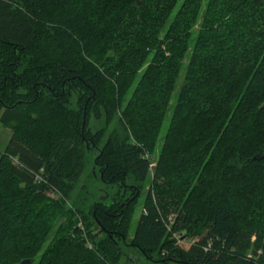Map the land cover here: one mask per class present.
<instances>
[{"label": "trees", "instance_id": "16d2710c", "mask_svg": "<svg viewBox=\"0 0 264 264\" xmlns=\"http://www.w3.org/2000/svg\"><path fill=\"white\" fill-rule=\"evenodd\" d=\"M0 124V264H264V0H0Z\"/></svg>", "mask_w": 264, "mask_h": 264}, {"label": "rangeland", "instance_id": "374dc122", "mask_svg": "<svg viewBox=\"0 0 264 264\" xmlns=\"http://www.w3.org/2000/svg\"><path fill=\"white\" fill-rule=\"evenodd\" d=\"M101 20L104 21L103 18H101ZM103 29L104 28H102V30ZM146 67L147 66H145V68ZM134 87L137 88V83L135 84ZM175 104H176V102L175 101H172V103L169 106V109H167V112L165 114L164 123H163V125L161 127L160 139H158V141H157L156 150L150 156V160L151 161H156L158 159V157H159V152H160V149H161V145L163 144V140L165 139V137L167 135V130L169 129V126H170V123H171V120H172V117H171L172 116V110L174 109ZM113 124H114V126H116L117 125L116 121ZM116 129L117 130H120L119 127H116ZM11 138H12V132L10 130L2 127L1 124H0V155L5 152L8 144L10 143ZM153 166H155V163H154ZM92 170H93V168H92V166H90L88 168V170L86 171V175L83 178L82 182L79 183V185L76 188L74 194L71 195L72 196L71 197V201H68V202L65 203L66 207L69 210H75L74 203L77 204V205L80 204V203H83V202H79V200H77V198L79 197L80 200H83V199L86 200L84 202L85 205H86V208H84V209H86V212L85 213L88 214V215H92V214H94V211H93V209H92V211H89L90 210L89 206L92 203H93V205L96 204V200L103 201L104 198L109 197L108 196L109 193L111 194V189L108 190V188H106L105 186H103L98 180H95V178L92 177V175H91L93 173ZM81 186H86V189L90 193V196L84 195V192H82L83 190L81 191V189H82ZM138 187H139V185L136 186V190H137L136 193H135V191H133V193H135V195H134L135 197L132 199V200H134V199L137 198V200H138L137 203H136V207H138L137 208V213H135V215L133 217V219H134L133 233H134V231L136 229V225H137L138 219L140 217V212L142 211V204H143L144 200L147 197V192L150 189L152 190V187H150V185H147L146 186V189L144 191L142 190V193H140V190H139ZM262 192H264V183H262L260 185L259 191L257 190V193H259V194H262ZM253 203L256 204L257 201L253 200L249 196H248V198L247 197H244L242 200H240L237 209H238V216L241 217V219L248 218V217L250 218V216H251V214H250V208H251V206H252ZM70 220L74 221V218L71 217V218H69V222H70ZM65 221L68 224V217L63 216V219L60 222L64 223ZM83 222H84V219L81 220V222H80L79 225H80V227L82 229L85 230V228H84L85 223H83ZM68 226H69V224H68ZM55 234H56V230H54V231L51 232L50 237H49L50 240L52 238H54ZM130 237H132V233H131V236ZM129 238H127V242H128V240H131ZM126 252H134V251H127L126 250ZM119 264H125V262L122 261ZM140 264H150V263H147L145 261V259L141 258Z\"/></svg>", "mask_w": 264, "mask_h": 264}, {"label": "water", "instance_id": "95a60500", "mask_svg": "<svg viewBox=\"0 0 264 264\" xmlns=\"http://www.w3.org/2000/svg\"><path fill=\"white\" fill-rule=\"evenodd\" d=\"M21 264H27V262H23V263H21Z\"/></svg>", "mask_w": 264, "mask_h": 264}]
</instances>
